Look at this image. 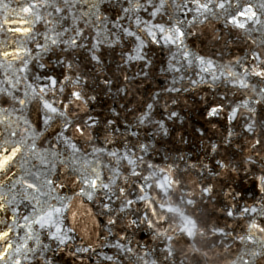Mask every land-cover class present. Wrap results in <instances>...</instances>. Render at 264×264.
<instances>
[{"label": "water", "instance_id": "obj_1", "mask_svg": "<svg viewBox=\"0 0 264 264\" xmlns=\"http://www.w3.org/2000/svg\"><path fill=\"white\" fill-rule=\"evenodd\" d=\"M19 2L22 0H0V24ZM97 2L98 9L91 11L98 12L100 19H96L95 15L90 17L91 23L86 33L89 39L85 42L95 43L96 34L99 33L100 40L107 38V41L114 42L119 38L120 43H113L111 47L106 44L101 46L99 55L103 63L100 66L88 61L89 53L86 49H78L72 54L71 58L76 61L78 70L90 79L89 86L84 89V101L79 107H70L68 110L73 125L87 121L94 127L80 136L74 127L63 131V122L58 118L45 125L43 110L36 101L27 105L25 110L29 122L43 133L36 141L37 151L43 155L54 148L59 154L53 162L55 166L50 163L48 168L39 160L33 161L36 164L33 171L38 169L42 178L47 176L53 181L45 189L49 195L41 199H46L56 208L63 206L62 213L55 219L63 229L60 235L65 239L64 244L48 238L50 232H55L54 227L40 229L36 225L32 226V231L39 235L40 247L48 245L44 256L50 264H132L123 252H118L113 247L119 243L138 255L147 253L145 259L149 264L153 261L155 264H205L204 257H193L188 251V244L181 238L176 227L179 223L177 218L173 217L171 226L168 223L155 225L154 228L147 226L145 215L153 222L157 217L151 215L152 209L139 197L150 199L156 192L146 186L143 193L139 192V187L132 183L139 180L137 177H131L129 183H124L123 178L128 176L131 168L126 161L119 165V183L125 187V197L118 199L103 191H97L92 200L78 195L82 185L78 182L80 176L76 169L80 167L81 159L92 161L93 149L103 148L104 153L116 152L118 156L129 155L130 158H135L143 155L145 161L158 168H171L173 175L181 176L185 191L191 193L190 198L196 202V207H190L189 212L201 217L208 226L218 229L217 234L208 241L211 251L207 264H241L239 256L250 249H260L259 244L241 243L239 237L247 227V217L242 218V210L245 207L259 210L264 206V192H261L256 179L264 165L261 160L264 146L258 156L252 148L251 135L244 130V109H240L235 119L229 118L231 108L248 100V96L233 87L226 73L221 74V69L228 65L233 71L243 73L245 68L250 71L258 65L264 67L259 61L252 59L253 51L264 58V50L258 46L259 37L253 33L257 44L252 43V37L244 39L238 30L225 25L224 15L219 18L210 15L200 23L196 20L198 14L195 12L187 17L177 13L176 17L184 21L180 25L186 33L184 44L166 46L162 40L153 44L146 33L141 31L144 25L141 24L140 28L136 26L137 16L142 21L151 19L147 12L141 10L128 18L122 11L123 7L129 6L127 0ZM237 3H252L258 7L264 0H232L233 5ZM5 4L8 5L7 9L3 7ZM82 10L89 11L87 7ZM230 11L235 12V7ZM152 23H164L167 26L169 18L167 15L158 16ZM114 25L128 28L144 41L146 46L142 51L149 61L147 67L141 60L128 61L129 56H136L134 49L137 42L123 37ZM36 30L43 32L44 25L37 24ZM68 35L73 33L69 32ZM29 47L34 48V45L30 44ZM184 50L188 53L187 59ZM57 55H61L59 51L56 54H44L40 61L45 65L44 69L30 64L27 73H18L25 77L19 85L21 93L27 85L43 87L47 92L49 76L58 81L63 80L65 69L56 62ZM195 57L211 60L213 67L207 71L202 70L208 67L207 64H200ZM63 58L61 55V59ZM236 61L240 63L236 64ZM142 68L144 71H141ZM4 72V69H0V88L7 87L3 83ZM125 75L128 77L127 82L124 80ZM105 78L111 80L109 87L99 83ZM248 80L257 83L258 78L249 75ZM126 84V92L118 91L125 88ZM59 86L58 83L57 89L53 90L55 95L49 92L45 99L49 102L64 99L71 89L66 88L61 93L58 91ZM168 89L172 91L169 92ZM149 103L153 104L152 122L140 125L138 117L142 111L147 110ZM256 107L259 111L264 106ZM213 108L218 109L215 115L211 114ZM173 112L175 116L169 118V114ZM20 130H23V125ZM142 145L146 146V152H141ZM212 145H217L216 151H212ZM98 158L104 163L117 159L105 154ZM249 158L259 163H247ZM60 161L64 163L60 164ZM220 164L226 167H220ZM112 167L113 164H109V168ZM109 174V170L104 169L102 177L106 179ZM144 174L147 175V172ZM139 185L143 186V181H139ZM203 187L211 188L212 192L202 196ZM125 198L132 199L134 203L126 206ZM174 203L168 202L170 205ZM104 205L108 206L107 209ZM121 207H124V211L120 210ZM17 211L19 225L28 223L23 219L25 215L30 219L35 215L32 206L26 201L18 204ZM156 211L158 215H171L161 213L158 206ZM228 211H232L233 216L229 217ZM109 219L116 223L109 224ZM28 231L26 226L17 227L13 242L25 239ZM165 231L168 236L173 237L171 241L156 235V232ZM256 239L264 241V234L257 233ZM28 244L30 247H37L35 239L29 240ZM169 245L175 256L166 258ZM203 250L208 251L207 248ZM245 258L250 260V264H264V257ZM4 264L11 262L6 261ZM22 264H44V261L30 257L29 260H22Z\"/></svg>", "mask_w": 264, "mask_h": 264}, {"label": "snow or ice", "instance_id": "obj_2", "mask_svg": "<svg viewBox=\"0 0 264 264\" xmlns=\"http://www.w3.org/2000/svg\"><path fill=\"white\" fill-rule=\"evenodd\" d=\"M129 6L123 7L122 11L128 18L135 16L139 11L147 12L151 18L149 21H142L137 16L136 26L140 28L144 25L141 31L145 32L150 38L151 43L158 44L161 40L166 46L183 45L186 33L180 25L184 24L183 20L176 17L180 13L187 17L190 13H197L196 20L203 23L208 19V16L224 15L226 26H231L239 31L244 39L252 37V43L257 44L256 33L259 37L258 46L264 50V3L258 7L255 4L247 3L233 5L232 0H127ZM4 9L8 5H3ZM88 8L89 11L82 9ZM235 7L236 11H230ZM91 9H98L97 0H22L17 4V7L12 10L4 18V22L0 24V69H4L5 79L3 83L7 85L5 88H0V264L10 261L11 264H22V260L34 258L43 260L44 264H50V261L44 256L45 249L48 245L40 247L39 235L32 231V226L36 225L40 229L54 227L55 232H50L48 238L58 241L60 244L65 243V239L60 233L63 229L59 226V221L55 217L59 216L63 211L61 208H56L48 203L46 197L49 195L45 189L53 184V181L47 176H43L36 168L33 162L39 160L40 163L48 168L50 163H53L58 157V153L54 148L49 149L46 154H41L37 151L36 141L43 135L41 131L34 128L25 116L26 106L33 101L38 102L43 110V123L48 125L51 121L59 119L63 122V131H67L69 127H74L76 133L84 136L86 131L94 125L84 121L83 124H72L69 115L70 107H79L85 98L84 89L89 86V77H86L83 72L78 70L76 61L73 60L72 54L78 49H86L89 53L87 59L89 62H94L96 66L103 63L102 57L99 55L101 46L111 47L113 43H120L118 38L116 41H107L98 39L99 33L96 34L95 43H86L89 37L86 35L87 27L91 23L90 17L95 15L96 19H100L98 12H92ZM167 15L169 23L165 26L164 23H152L156 18ZM11 16V19L9 18ZM203 17V19H200ZM189 23H192L191 21ZM37 24L44 25V31L36 30ZM83 26V27H82ZM123 37L132 38L137 42L134 51L136 56H129L127 59L141 60L147 67L149 61L146 54H143V48L146 46L139 35L130 31L128 28H123L120 25H114ZM71 32L73 35H68ZM67 37V38H65ZM34 45L30 48L29 45ZM59 53L56 56V62L60 64L65 72L63 80L58 81L51 76L48 77L50 83L48 91L45 88H34L32 85H27L23 93L20 92L19 85L25 77L18 73H27L30 64H36L40 69H44L45 65L40 63L44 54ZM185 51V59L188 58V53ZM33 52L36 54L33 55ZM200 64H207V68L202 70L207 71L213 67L211 60H205L201 57H195ZM252 59L259 61L260 65H264V58L253 51ZM239 64V61L235 62ZM179 71V69H176ZM141 71H144L142 68ZM9 73L11 75L9 76ZM229 78V82L233 87L241 90L248 100L242 101L238 106H233L230 111V119H235L240 109L246 111L245 132L252 137V148L256 150V154L260 156L261 147L264 146V107L258 111L257 105L264 106V67H253L250 71L245 68L243 73L233 71L228 65L223 66L221 74H225ZM258 78L257 83H252L248 80V76ZM127 82V75L124 76ZM64 93L66 88L71 90L67 92L64 99L53 100L49 102L45 97L49 92L55 95L54 89ZM109 87L111 85L110 78H105L99 81ZM118 91L126 92L125 88ZM172 91V89H168ZM94 99V97H88ZM57 104L59 107H57ZM147 110L142 111L138 117V124L144 125L146 122L151 123V113L153 104L149 103L146 106ZM218 109L213 108L211 114H217ZM175 116V113H170L169 118ZM111 123V121H109ZM23 130L21 131V126ZM163 128V125L160 124ZM259 129V131H257ZM231 133H229V137ZM227 139V138H226ZM75 148V146H73ZM217 145H212V151H216ZM141 152H146V146H141ZM101 154L108 155L110 158H117L113 162L111 159L108 163H104L98 157ZM92 161L81 159L80 167L76 169L79 172V183L82 185L80 196H85L88 200H92L97 191H103L106 195L111 193L118 199L126 196L125 187L119 183L121 173L119 165L122 161H126L131 166L129 174L124 177V183H129L131 177L139 178L138 181H133L134 186L139 187V192L145 191L147 188L154 189L156 195L146 198L140 196L139 199L144 201L148 208H151V215L157 217L153 222L145 215L144 221L147 222L149 228H154L155 225H163L168 223L169 226L174 222L173 217L177 218L179 223L176 227L179 230L181 238L188 244V251L193 257H204L207 264L208 254L211 247L208 245L210 237L216 235L218 229L210 227L206 222L194 213L189 212V208H195L196 202L191 199V193L185 191V185L181 176L173 175L171 168H158L153 163L147 162L144 156L130 158L129 155L118 156L116 152L104 153L103 148L93 149ZM49 157L52 159L49 160ZM264 161V156H261ZM60 161V164H63ZM217 163H220L219 161ZM247 163L256 164L259 161L249 158ZM109 164H113L109 168ZM53 166L55 164L53 163ZM220 167H226L220 164ZM104 169L109 170V175L102 177ZM138 169H140L138 171ZM147 172V175L144 174ZM258 186L261 192H264V165L260 169V175L257 176ZM139 181H143V186L139 185ZM212 192L209 187L201 189V195L206 196ZM19 198V200L17 199ZM111 199V196H109ZM27 202L32 206L35 215L30 219L25 215L23 219L28 222L26 225H19L16 217L19 215L17 208L18 204ZM163 201V203H161ZM169 201H174V205L168 204ZM126 206L134 203L132 199L125 198ZM156 206L161 210V213L171 214L158 215ZM107 205L104 208L107 209ZM124 211V207H121ZM249 214H252L249 216ZM229 217L233 216L232 211H228ZM242 218L247 217V227L245 233L239 237L241 243L259 244L260 249H250L243 255L238 257L241 264H250V258L264 257V241L256 239L257 233L264 234V206L258 210L255 207H245L241 213ZM259 218V222H258ZM109 224H114L116 221L109 219ZM27 227L29 231L25 234L23 240L17 239L13 242V234L17 227ZM175 231V229H173ZM157 236H163L169 241L173 239L165 232H156ZM35 239L37 247H30L29 240ZM118 252H123L124 255L132 261V264H149L145 259L148 255L143 256L136 254L131 248H124L121 244L113 245ZM207 248L208 251L203 249ZM167 257H174L175 253L171 245L166 249ZM187 255V252L185 253ZM134 258V259H133ZM152 264H155L153 261ZM183 264V262H181ZM198 264V262H197ZM236 264V262H234Z\"/></svg>", "mask_w": 264, "mask_h": 264}]
</instances>
